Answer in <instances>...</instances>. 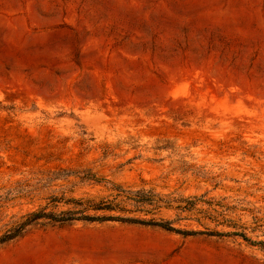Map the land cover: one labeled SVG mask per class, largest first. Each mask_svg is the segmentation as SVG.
<instances>
[{"label":"rangeland","instance_id":"rangeland-1","mask_svg":"<svg viewBox=\"0 0 264 264\" xmlns=\"http://www.w3.org/2000/svg\"><path fill=\"white\" fill-rule=\"evenodd\" d=\"M113 184L201 235L42 223L0 264H264L208 236L264 242V0H0V237Z\"/></svg>","mask_w":264,"mask_h":264},{"label":"trees","instance_id":"trees-1","mask_svg":"<svg viewBox=\"0 0 264 264\" xmlns=\"http://www.w3.org/2000/svg\"><path fill=\"white\" fill-rule=\"evenodd\" d=\"M95 181L94 177H91ZM98 182V181H97ZM112 199L111 200H73L67 204L71 209L56 213L40 209L39 211L28 214L24 220L12 228L10 231L0 237V247L10 242L22 238L33 226L44 224L67 225L75 222L88 224L94 223H121L124 225L156 228L168 233H174L181 236H197L201 233L194 231H183L175 229L170 221L156 220L154 218H140L137 214L148 216L153 211H158L162 207L160 203L155 201L154 195L144 191H126L119 185H111ZM57 204V202H55ZM174 210L182 212V207H176ZM233 231L228 233L210 232L208 236L212 237H234L240 238L250 245H264V242L256 243L250 241L246 234L239 232L238 227L227 225Z\"/></svg>","mask_w":264,"mask_h":264}]
</instances>
